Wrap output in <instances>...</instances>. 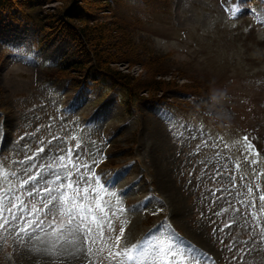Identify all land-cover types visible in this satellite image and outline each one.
Wrapping results in <instances>:
<instances>
[{
    "label": "rangeland",
    "instance_id": "374dc122",
    "mask_svg": "<svg viewBox=\"0 0 264 264\" xmlns=\"http://www.w3.org/2000/svg\"><path fill=\"white\" fill-rule=\"evenodd\" d=\"M98 1L104 9L94 2L89 10L96 27L109 29L101 50L112 56L113 16ZM167 1L157 10L121 8L139 62L118 58L110 69L136 86L153 74L178 86L131 103L118 87L64 77L60 65L84 58L78 43L57 34L35 48V29L16 9H0V184L33 162L45 176L41 165L66 166L73 179L90 169L107 191L92 182L81 207L101 217L107 204L103 236H119L121 249L142 245L145 264H160L152 253L161 248L177 254L171 264H264V0ZM45 8L54 14L63 3ZM149 61L152 70L140 64ZM102 243L92 255L81 245L69 256L0 231V264H114L106 250L98 261Z\"/></svg>",
    "mask_w": 264,
    "mask_h": 264
},
{
    "label": "snow or ice",
    "instance_id": "6c2138e0",
    "mask_svg": "<svg viewBox=\"0 0 264 264\" xmlns=\"http://www.w3.org/2000/svg\"><path fill=\"white\" fill-rule=\"evenodd\" d=\"M78 149L79 145H77ZM68 153L69 156L73 154L71 147ZM77 154H79L78 151ZM64 159L66 157H61L62 161ZM35 167V162L28 167H22L23 176H18L13 171L7 176L9 183L0 184V231H13L21 242L39 240L46 245V249L50 244L52 248L69 256L83 250L81 245L89 255H92L93 245L100 240L103 242L102 245L95 249L98 261L102 259V254L106 250L109 260L114 264H127L128 261L145 264L142 257L147 255V252L142 250V245H134L131 249H121L119 236L114 238L103 236L101 230L104 227V219L112 211L107 204H102V207L107 210L101 217H98L92 208L81 207L84 200L81 193L89 192L88 185L92 182L97 183L101 190L107 191L106 186L99 183L98 176L91 173L89 169L87 176L78 171L73 179L70 168L65 166V171L62 173L54 170L50 164L40 166L50 173L49 176H45L40 172L33 173L32 169ZM71 167L77 166L73 164ZM82 167L88 168V165L85 164ZM3 179L5 176L3 172H0V180ZM13 180L17 184L15 189L10 187ZM25 186L28 187L25 188ZM25 197H35L42 206L36 203L27 204ZM260 199L264 200V196ZM49 204H52V207H49ZM49 232L54 234L53 240L50 242L42 240V235ZM64 233L71 234L72 239L61 241V234ZM109 242H112L111 247L106 249L103 245ZM113 248L115 251L112 250ZM152 254L160 261V264H171L172 259L177 255L171 249L162 248L154 249Z\"/></svg>",
    "mask_w": 264,
    "mask_h": 264
},
{
    "label": "trees",
    "instance_id": "16d2710c",
    "mask_svg": "<svg viewBox=\"0 0 264 264\" xmlns=\"http://www.w3.org/2000/svg\"><path fill=\"white\" fill-rule=\"evenodd\" d=\"M105 11L109 12L113 17V26L110 29L115 32L111 37L117 38L118 52L114 55H109L101 50L103 42L106 39V31L109 29L106 26L95 25L96 16L90 12L89 7L95 2L98 10H103L104 7L99 5L98 0H0V9L6 11L9 7L16 9L23 21L28 22L36 31L37 39L35 46L39 47L43 41H49L51 37L57 34L71 38L78 43L79 48L83 52L84 58L80 62H74L60 65L57 69L64 77L75 74V77L82 78L76 81L79 85H91L95 89H100L106 85L110 88L118 87L120 93L131 103L144 98L147 94L148 99L161 98V94L171 88L178 86L170 81H159L161 74H153V78L148 81H143L136 86L135 79H131L128 75H124L121 71H113L110 65L123 61L131 65L139 62L135 53L133 36L128 31L127 23L120 17L124 8H140L157 10L162 5L168 3L167 0H103ZM62 2L63 8L56 10L54 14H48L45 7L50 4ZM122 3V4H121ZM127 3V4H125ZM133 7V8H132ZM163 7V6H162ZM170 10V5H169ZM134 14V13H133ZM135 17V15H134ZM43 36V41L39 37ZM118 36V37H114ZM121 46V47H120ZM120 47V48H119ZM127 47V48H126ZM120 57H122L120 59ZM112 58V59H111ZM124 59V60H123ZM140 64L147 65V68L152 70L154 66L152 62H143ZM71 67V68H70ZM160 73V72H159ZM57 74V72H56ZM76 80V78H74ZM197 86L185 85L183 90L199 95V91H193ZM164 92V93H163Z\"/></svg>",
    "mask_w": 264,
    "mask_h": 264
},
{
    "label": "bare ground",
    "instance_id": "6f19581e",
    "mask_svg": "<svg viewBox=\"0 0 264 264\" xmlns=\"http://www.w3.org/2000/svg\"><path fill=\"white\" fill-rule=\"evenodd\" d=\"M159 126V125H158ZM152 130V133H154V131H159L158 129H157V127L155 126L154 128H152L151 129ZM151 134V133H150ZM159 134V133H158ZM154 135H157V134H154ZM153 137V136H152ZM157 137H158V135H157ZM156 137V138H157ZM158 139V138H157ZM159 141V140H158Z\"/></svg>",
    "mask_w": 264,
    "mask_h": 264
}]
</instances>
